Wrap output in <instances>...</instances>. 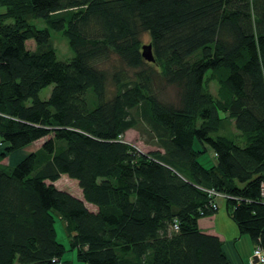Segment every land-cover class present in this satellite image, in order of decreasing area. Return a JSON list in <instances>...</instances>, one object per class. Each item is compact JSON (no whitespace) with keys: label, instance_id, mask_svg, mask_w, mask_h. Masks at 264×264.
<instances>
[{"label":"trees","instance_id":"trees-1","mask_svg":"<svg viewBox=\"0 0 264 264\" xmlns=\"http://www.w3.org/2000/svg\"><path fill=\"white\" fill-rule=\"evenodd\" d=\"M0 3V264H72L56 220L83 264H231L198 227L221 202L264 255V0ZM163 84L178 88L174 102ZM130 129L154 149L126 142ZM62 174L82 198L54 185Z\"/></svg>","mask_w":264,"mask_h":264},{"label":"rangeland","instance_id":"rangeland-1","mask_svg":"<svg viewBox=\"0 0 264 264\" xmlns=\"http://www.w3.org/2000/svg\"><path fill=\"white\" fill-rule=\"evenodd\" d=\"M5 11H6V8L4 6H2V4L0 3V14H4ZM32 22H33L32 25H35L36 27L37 26L40 28L43 27V24L41 22H39L38 20H34ZM50 35H51V46L55 49L58 57L62 60L63 59L68 60L69 58H71L73 53L69 47V44H68L65 36L62 33H52V32L50 33ZM148 43H150V36L147 33H144L142 36V40H141V46L146 45ZM27 45L30 47H33L32 46L33 43L31 41H27ZM114 62H117V61L107 62V67H108L109 73H112V71L114 70L115 66L112 65ZM116 65L118 66L119 63L117 62ZM124 70H126V69H124ZM130 72L131 71H129V70L126 71L127 74ZM208 87H209L210 92L217 99L218 98V94H217L218 93V86H217L216 82L215 81H209ZM50 91H51V87H47V88L40 91L39 96L42 98H45L49 95ZM161 94H162L161 97L164 98L165 100H170V101L174 102L176 97H178L179 90L175 85H164L163 84ZM222 128L228 134L235 133L233 130L234 128H233L232 122L227 120L226 118H225L224 123H222ZM45 139L46 138H42L40 140H37V141L19 149V150H16V151L8 154L1 161V165L4 167H11L12 165H14L20 159L24 158L29 153L38 151L41 148L42 143L44 142ZM124 140L126 142H128L131 146H133L136 150L144 152V153L154 149V145L152 143H150V141H148L149 142L148 143L145 140V137H143L142 134L138 133L135 129L128 130L124 135ZM195 148L199 149V145L196 144ZM200 157H204L205 160H207V161H210V162L212 161L208 152L201 154ZM54 185L61 190L67 191V192H69V193H71V194H73L79 198H82L81 191H80V188L78 186V182L74 179L67 177L66 175L62 174L54 182ZM87 206L90 209H94V207L91 205H87ZM55 230H56L58 241L61 242L62 244H64L65 248H66V252L64 254L63 260H69L72 264H83L77 260L75 250H69V246H68V242H67L64 230H63L62 222H60L58 220L55 221ZM252 253H253V250H252ZM251 257H252V254H251Z\"/></svg>","mask_w":264,"mask_h":264},{"label":"crops","instance_id":"crops-1","mask_svg":"<svg viewBox=\"0 0 264 264\" xmlns=\"http://www.w3.org/2000/svg\"><path fill=\"white\" fill-rule=\"evenodd\" d=\"M209 155L212 159L211 152ZM199 161L202 165L209 166L210 161H205L204 157H200ZM198 227L204 233L219 237L223 251L231 264H257L256 261L251 259L252 242L247 236L240 235L236 225L227 214L224 202L220 203V207L215 214L200 219Z\"/></svg>","mask_w":264,"mask_h":264},{"label":"water","instance_id":"water-1","mask_svg":"<svg viewBox=\"0 0 264 264\" xmlns=\"http://www.w3.org/2000/svg\"><path fill=\"white\" fill-rule=\"evenodd\" d=\"M141 56L149 61V62H153L154 61V58H153V55H152V48H151V45L150 44H146V45H143L142 48H141ZM254 261H255V258H254Z\"/></svg>","mask_w":264,"mask_h":264},{"label":"built area","instance_id":"built-area-1","mask_svg":"<svg viewBox=\"0 0 264 264\" xmlns=\"http://www.w3.org/2000/svg\"><path fill=\"white\" fill-rule=\"evenodd\" d=\"M262 187H263V193H264V185H262ZM254 258H255V261L257 264H263L264 263V255L258 247L253 248V253H252L251 259L254 260Z\"/></svg>","mask_w":264,"mask_h":264}]
</instances>
